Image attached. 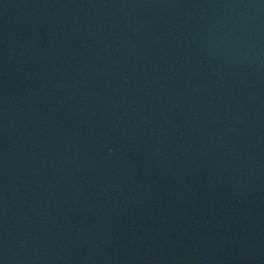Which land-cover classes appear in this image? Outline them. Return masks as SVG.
<instances>
[{"label":"water","instance_id":"water-1","mask_svg":"<svg viewBox=\"0 0 264 264\" xmlns=\"http://www.w3.org/2000/svg\"><path fill=\"white\" fill-rule=\"evenodd\" d=\"M0 264H264V0H0Z\"/></svg>","mask_w":264,"mask_h":264}]
</instances>
